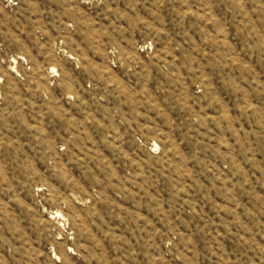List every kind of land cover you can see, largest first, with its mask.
<instances>
[{
	"label": "rangeland",
	"instance_id": "rangeland-1",
	"mask_svg": "<svg viewBox=\"0 0 264 264\" xmlns=\"http://www.w3.org/2000/svg\"><path fill=\"white\" fill-rule=\"evenodd\" d=\"M0 264H264V0H0Z\"/></svg>",
	"mask_w": 264,
	"mask_h": 264
}]
</instances>
